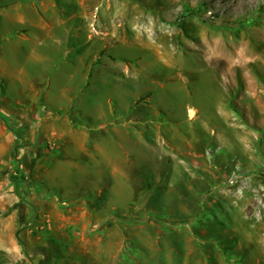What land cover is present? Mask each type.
<instances>
[{
    "label": "rangeland",
    "instance_id": "374dc122",
    "mask_svg": "<svg viewBox=\"0 0 264 264\" xmlns=\"http://www.w3.org/2000/svg\"><path fill=\"white\" fill-rule=\"evenodd\" d=\"M50 1L2 28L0 264H264V0Z\"/></svg>",
    "mask_w": 264,
    "mask_h": 264
},
{
    "label": "crops",
    "instance_id": "0c3cea01",
    "mask_svg": "<svg viewBox=\"0 0 264 264\" xmlns=\"http://www.w3.org/2000/svg\"><path fill=\"white\" fill-rule=\"evenodd\" d=\"M38 4H40L39 7H38ZM49 5L53 11L52 18H51L52 20L50 19L51 22L43 23V26H42L43 30L45 28L50 29V28L55 27L57 25H59L61 27L66 26L67 21L64 19V17L59 12L56 11V8H58V5H59L57 3V1L51 0ZM36 6L38 7L39 10H40V7H42V9L44 7H46L45 4L43 3V0H0V73H3L6 71L5 70L6 68L4 65H2L3 62L1 60L3 57V54L5 52V44L11 43L12 41H16V40H9L11 38L8 37V35L6 33H3V31H2L3 26H5V24L7 22H13L14 21V22H18L21 25H29V27H31L32 22L28 19V14H30V11L31 12L34 11L33 9ZM42 16H44V19H45V15H43V13H42ZM39 19L42 20L43 18L39 17ZM10 34H13V32L12 33L10 32ZM14 35L16 37H18L19 40L25 39V38L29 39L28 37L21 36L19 33L18 34L14 33ZM4 36H6V37H4ZM44 88H45L44 83H42V84H40V83L31 84L29 91H31L32 96H31V99H28L24 105L28 106V107H32V108H34L36 105H38L39 95H41V93L44 91ZM45 100H46V98L43 96L42 101L41 100L40 101L42 103H44ZM2 101H4V103H5L4 99ZM4 107L6 108V110L3 111L2 109H0V160L2 158H4L5 156L10 155L11 149L16 144L17 137L27 139V138H30V135H31V131H29L28 129L25 130L24 132L21 131L22 130L21 128L23 127L22 122H23V119L25 117L24 111L20 110V109H16L11 104H8V103L7 104L5 103ZM28 115H29V117H31V116L33 117L34 114H32V115L28 114ZM29 117L27 118L28 120L30 119ZM11 124H18L17 125L18 126V132L14 131V129L10 126ZM19 129H21V130H19ZM38 169L39 168L34 169V172H36V174H37ZM79 194L82 195L81 202L77 206L72 207L71 209L73 210L76 208L77 211L81 214L82 218L90 219V213H92V212L90 209L88 210L87 206L90 205V203L94 202V199H92L88 193L85 194L82 192ZM67 203H72V201L70 199L63 201L64 205ZM86 203H87V206L85 205ZM99 203L102 205V207L106 206L108 210H109V207H110V209H112L115 206V205L111 206L109 204V202H107V200H104L103 197ZM43 204H44V201H41L40 203L37 204L38 206L36 208L35 213L37 212V213L41 214L43 216V218L49 217L50 214L52 213L53 209L49 210L48 208L43 207ZM48 204H50V205L54 204V206H55V202H53V201L48 203ZM127 207H128V204L123 209H126ZM119 209H121V208H119ZM123 209H121V210H123ZM69 225H73V222L70 223ZM56 237H58L57 239H59V238L61 239V237H59V235H57ZM83 241H85V238H83ZM68 242L69 241L67 240V242L62 243L63 244V247H62L63 251L66 250V252H63V255H69V253H71L72 251H75L74 249H72V245H71L72 243L70 244ZM48 248H49V246L42 249L43 254H44V260L46 259L45 256H46V251H48ZM59 249H61V248L59 247ZM54 254H56V253H54ZM52 255H50L49 258L52 257ZM56 259H57V257H52L49 259L48 262H46V264H51L52 261H55ZM61 260H62L61 264L70 263V258L69 259H61ZM78 264H84L83 260L78 261ZM90 264H93V263L90 262Z\"/></svg>",
    "mask_w": 264,
    "mask_h": 264
},
{
    "label": "trees",
    "instance_id": "16d2710c",
    "mask_svg": "<svg viewBox=\"0 0 264 264\" xmlns=\"http://www.w3.org/2000/svg\"><path fill=\"white\" fill-rule=\"evenodd\" d=\"M24 146H25V142H22V143H17V144H15L14 147H13V153H12V155H13V158L15 159V161H16L18 167L20 166V162H21V161H20V158H19V149H20V148H23ZM16 171H18V169H17ZM22 179H23L25 182H28V179H25V178H22ZM16 238H17L18 243H19L21 246L24 247V242H23V240L20 238V236H19V232L16 233ZM52 257H57V256L53 254ZM52 257H50V258H52ZM50 258H48V261H49Z\"/></svg>",
    "mask_w": 264,
    "mask_h": 264
},
{
    "label": "flooded vegetation",
    "instance_id": "af4514ba",
    "mask_svg": "<svg viewBox=\"0 0 264 264\" xmlns=\"http://www.w3.org/2000/svg\"><path fill=\"white\" fill-rule=\"evenodd\" d=\"M52 254H54L53 246H49L48 251H46V256H45L46 259L44 260V262H42V264H46V262H48L49 256Z\"/></svg>",
    "mask_w": 264,
    "mask_h": 264
},
{
    "label": "bare ground",
    "instance_id": "6f19581e",
    "mask_svg": "<svg viewBox=\"0 0 264 264\" xmlns=\"http://www.w3.org/2000/svg\"><path fill=\"white\" fill-rule=\"evenodd\" d=\"M192 114H194V113L192 112Z\"/></svg>",
    "mask_w": 264,
    "mask_h": 264
}]
</instances>
